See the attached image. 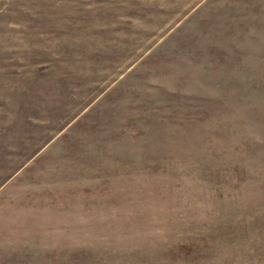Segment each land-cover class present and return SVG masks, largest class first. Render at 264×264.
<instances>
[{"label": "rangeland", "instance_id": "rangeland-1", "mask_svg": "<svg viewBox=\"0 0 264 264\" xmlns=\"http://www.w3.org/2000/svg\"><path fill=\"white\" fill-rule=\"evenodd\" d=\"M0 264H264V0H0Z\"/></svg>", "mask_w": 264, "mask_h": 264}]
</instances>
